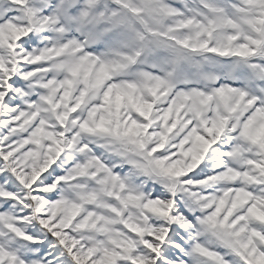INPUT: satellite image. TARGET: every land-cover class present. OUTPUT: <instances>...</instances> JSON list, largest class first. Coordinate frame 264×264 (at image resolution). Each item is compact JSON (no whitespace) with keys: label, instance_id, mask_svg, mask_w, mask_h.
Masks as SVG:
<instances>
[{"label":"snow or ice","instance_id":"6c2138e0","mask_svg":"<svg viewBox=\"0 0 264 264\" xmlns=\"http://www.w3.org/2000/svg\"><path fill=\"white\" fill-rule=\"evenodd\" d=\"M0 264H264V0H0Z\"/></svg>","mask_w":264,"mask_h":264}]
</instances>
